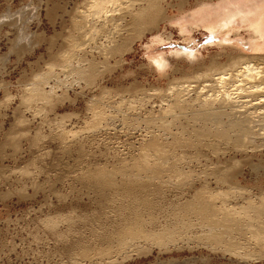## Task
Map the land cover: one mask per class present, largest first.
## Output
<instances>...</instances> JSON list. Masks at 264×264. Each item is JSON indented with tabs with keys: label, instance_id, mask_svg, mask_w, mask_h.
<instances>
[{
	"label": "rangeland",
	"instance_id": "1",
	"mask_svg": "<svg viewBox=\"0 0 264 264\" xmlns=\"http://www.w3.org/2000/svg\"><path fill=\"white\" fill-rule=\"evenodd\" d=\"M193 1L185 10L194 8ZM83 2L0 0V264H239L227 255L204 251L161 254L156 247L139 252L115 250L110 256L93 250L89 257L79 256L81 246L90 244L93 238L95 241L107 234L106 240L108 234H112L111 238L117 235L116 228L118 231L123 227V220L141 207L138 203V208L134 207L129 196L120 193V173L123 167L139 161L150 136H163L161 141L165 143L171 141L170 135L166 138L161 133L162 126L147 120H156L160 114L168 120L169 114H164L168 96L174 83L191 74L190 61L196 57L208 61L223 48L243 54L256 52L246 25L239 20L231 32H210L203 27L181 32L174 22L180 11L170 7V20L160 22L156 31L143 35L133 32L122 52L106 58L95 54L99 70L88 78L82 77L71 66L78 63L77 55L88 54L90 58L92 48L87 45L81 53L80 47L70 46L76 34L73 21H77ZM160 33L164 38L158 41ZM187 53L194 55L188 59ZM159 55L174 63L172 69L163 71L154 66L151 59ZM176 65L180 70L172 73ZM174 127L171 126L173 132ZM205 150L199 153L198 160L193 158L186 162L187 167L185 163L183 169L179 167L183 171L194 169L193 179L199 174V181L194 179L197 183L193 185H202L200 180L205 174L200 171L211 168L212 163L226 166L225 162L230 164L229 160L235 159L237 164L226 168L239 169L236 185L253 195L264 192V150L252 153L249 159L232 150L220 155ZM93 171L114 175L119 191H105L107 197L101 194L102 190L83 177ZM208 176L206 185L215 187L212 176ZM177 194L166 191L161 195L167 196L163 201L155 197L166 204L174 201ZM121 205L130 210L126 208L125 213ZM92 259L98 260L91 262Z\"/></svg>",
	"mask_w": 264,
	"mask_h": 264
},
{
	"label": "bare ground",
	"instance_id": "2",
	"mask_svg": "<svg viewBox=\"0 0 264 264\" xmlns=\"http://www.w3.org/2000/svg\"><path fill=\"white\" fill-rule=\"evenodd\" d=\"M189 1L84 0L83 9L78 10L77 21H73L72 27L76 34L74 37L71 35L73 42L70 47H80L81 53L87 45L92 49L89 48L88 52L90 58L87 57L88 54L75 56L74 60L78 63L71 66L72 69L82 77L88 78L99 70L95 54L100 58L109 57L125 48L126 41L133 32L143 35L147 31H156L160 22L171 19L172 16L168 14L170 7L180 11L174 22L181 32L197 27H203L210 32H231L239 20L246 25L253 50H264V0H194V8L185 10ZM163 38L162 33L156 36L158 41ZM256 52L243 54L236 49L223 48L221 53L208 61L196 59L198 57L190 61L191 74L186 75L190 79L185 77L174 83L171 95L168 96V108L164 113L169 114L168 120L161 114L156 120H147L148 123L162 126L161 133L163 132L166 138L170 135L171 141L162 142L163 136L160 139L153 132L152 136L149 133L150 142L145 152L139 155V161H135L132 165L134 167H123L125 169L120 173L123 179L119 185L120 193L123 197L128 195L134 207L137 203L138 206L141 205V214L136 207L138 209L128 214L127 220L121 221L123 227L118 228V231L114 227L117 233L113 234L114 238H111L112 234H108L110 239L108 237L109 240H104L106 233L103 236L101 234L102 240L101 237L95 241L93 238L94 243L91 241L90 244L88 242L81 246V249L78 248V251L82 250L79 252L80 257H89L93 250L110 256L115 250L125 249L124 251L128 252L126 249H132V252H139L151 251L156 247L161 254L204 251L206 254L227 255L230 260L239 264L264 261V192L253 195L236 185L234 180L239 169L230 171L228 167L237 164V160L230 159V164L225 162L227 168L224 165L219 166L218 162L213 166L214 163L211 162V168L202 169V172L201 168L198 169L200 173L205 174L199 187L193 185V180L199 181L197 178L200 177L198 174L193 179L196 175L192 176L195 173L191 171L194 169L181 170L184 163L196 158L198 160L199 153L204 149L217 154L232 150L234 154L238 152L245 155V158L251 157L252 153L261 149L264 150V53ZM186 55L189 59L194 54ZM151 60L154 66L163 71L168 67L172 69L174 64L165 55L153 57ZM177 70L180 69L176 65L172 73ZM171 126H175V132ZM179 149L180 151L175 153ZM189 149L193 152H189ZM220 162L222 164V161ZM185 166L187 167V164ZM255 167L256 165L252 168ZM208 175L212 176L215 187L206 185L210 180ZM83 177L102 190L103 195L105 191H119L115 176L108 172L93 171ZM153 180L160 181L155 184ZM169 183L172 186H169ZM166 191H175L178 196H175L174 201L163 204L161 201L167 196L162 198L161 195ZM156 195L157 199L160 197L162 200L157 201ZM124 206L122 208H128ZM128 209L124 212L127 213ZM110 229H113L112 226ZM112 231L110 230L111 233ZM113 255L115 254L111 256ZM95 260L98 259H92L91 262ZM101 260L98 262H102ZM111 260L108 259L109 262L113 261Z\"/></svg>",
	"mask_w": 264,
	"mask_h": 264
}]
</instances>
